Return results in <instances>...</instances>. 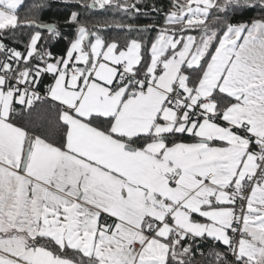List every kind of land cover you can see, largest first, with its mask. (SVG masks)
I'll list each match as a JSON object with an SVG mask.
<instances>
[{
	"label": "snow or ice",
	"instance_id": "6c2138e0",
	"mask_svg": "<svg viewBox=\"0 0 264 264\" xmlns=\"http://www.w3.org/2000/svg\"><path fill=\"white\" fill-rule=\"evenodd\" d=\"M60 2L0 0V264H264V0Z\"/></svg>",
	"mask_w": 264,
	"mask_h": 264
},
{
	"label": "trees",
	"instance_id": "16d2710c",
	"mask_svg": "<svg viewBox=\"0 0 264 264\" xmlns=\"http://www.w3.org/2000/svg\"><path fill=\"white\" fill-rule=\"evenodd\" d=\"M27 2L29 4H31L33 2V0H27ZM47 3L49 5V7H47L45 9V11L43 12V18L45 19L46 22H55L58 23L59 25L63 26V21L67 15V8L65 7V5L63 3L60 2V0H47ZM161 3H163L164 7L167 8L168 4H169V0H161ZM73 10H77L75 7L73 8ZM27 9H24L21 11V15L24 14V12H26ZM257 13L254 11H246L244 12L242 15L241 14H237L233 17L234 21H243V20H247L253 16H255ZM84 18L86 23L88 24L89 28H93L95 29L96 27L101 26L105 20H111L113 18L115 19H119L120 16L119 14H115V13H85L84 14ZM151 17L149 18H142L138 21L139 24H149L152 22ZM64 31L67 34H71L73 32V29H69L67 27L64 28ZM100 31L101 34L104 35L106 38H116L118 40H120L121 43L124 42V40L126 39V33L118 30V29H105L100 27ZM133 37H137L136 33H132L131 34ZM66 45V41L61 40L59 43L55 44V46L53 47V51L56 52L57 54H59L60 50L63 49ZM16 46L18 48H22L23 44L18 42L16 44ZM54 115V114H52ZM41 117L44 118V120L50 118L48 116V114L45 113H40L38 114H34L33 116V120L35 121V123L39 124L42 122ZM46 127H48L49 132H54V128H51L50 126L46 125ZM63 256L73 259L77 262H79V256L77 254L74 253L73 250H68L66 253L62 254Z\"/></svg>",
	"mask_w": 264,
	"mask_h": 264
},
{
	"label": "crops",
	"instance_id": "0c3cea01",
	"mask_svg": "<svg viewBox=\"0 0 264 264\" xmlns=\"http://www.w3.org/2000/svg\"><path fill=\"white\" fill-rule=\"evenodd\" d=\"M64 258H67V257L64 256ZM67 259H69L72 262V264H79V262H77V261H75L73 259H70V258H67Z\"/></svg>",
	"mask_w": 264,
	"mask_h": 264
}]
</instances>
